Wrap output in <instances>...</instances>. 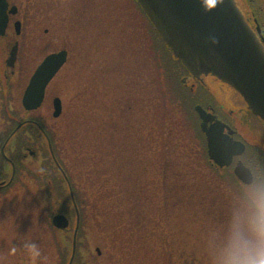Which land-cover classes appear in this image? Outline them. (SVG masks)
I'll return each mask as SVG.
<instances>
[{"label":"rangeland","instance_id":"obj_1","mask_svg":"<svg viewBox=\"0 0 264 264\" xmlns=\"http://www.w3.org/2000/svg\"><path fill=\"white\" fill-rule=\"evenodd\" d=\"M11 2L20 10L28 62L23 88L46 55L68 52L42 106L23 119L39 120L55 138L66 181L53 172V183L63 179L54 185V212L55 202L68 197L72 229L46 228L38 209L45 199L23 189L18 209L0 217V264L33 256L21 247L22 235L53 264L70 256L76 216L68 185L79 211L76 251L83 264H203L200 228L219 210L221 189L233 179L210 165L195 124L189 125L194 115L161 98L143 16L131 0ZM53 97L62 104L57 119ZM41 159L32 160L36 172H43Z\"/></svg>","mask_w":264,"mask_h":264},{"label":"flooded vegetation","instance_id":"obj_2","mask_svg":"<svg viewBox=\"0 0 264 264\" xmlns=\"http://www.w3.org/2000/svg\"><path fill=\"white\" fill-rule=\"evenodd\" d=\"M11 1L7 0L8 11L16 7V13L9 15L7 28L4 34L0 35V217L8 210L16 211L19 206L17 197L22 194L23 189L32 188L37 195L45 199L46 206L41 205L38 209L40 208L44 216V226L50 230L55 197L53 169L50 164L48 165L43 154H40L42 155L40 166L43 172L41 170L36 172L32 168L36 166L32 160L37 156L38 147L44 146L39 143L36 132L26 133L24 141L23 127L30 122L28 120L24 122L23 113L28 115L32 112L24 111L22 98L31 76L23 88L22 71L28 62L24 61L22 53V31L17 33L14 29L16 21H19L16 17L20 10ZM233 1L264 50V0ZM143 21L145 30H149L148 19L146 21L144 18ZM15 45L17 46L16 52L14 56H11ZM181 84L191 93V99L195 102L193 123L198 136L197 140L199 138L201 143L199 146L205 147L207 151L206 135L200 129L201 120L195 111L196 106L201 107L209 115L210 120L206 123V130L213 132L219 139V144L226 146L224 151L231 154L232 163L228 161L229 165L222 168L209 161L214 170L227 173L233 180L237 179L234 166L237 159L235 153L241 155L255 153L264 162V121L248 109L243 98L232 87L210 75L194 78L187 74L181 79ZM54 98H52V109ZM225 154L223 156H226ZM2 219L0 218V222ZM96 252L100 256L101 252L98 248ZM70 257L60 255L59 263L68 264ZM77 260L76 264H83L79 255ZM15 263L53 264V261L51 257H45L41 252L39 257H22L21 255Z\"/></svg>","mask_w":264,"mask_h":264},{"label":"water","instance_id":"obj_3","mask_svg":"<svg viewBox=\"0 0 264 264\" xmlns=\"http://www.w3.org/2000/svg\"><path fill=\"white\" fill-rule=\"evenodd\" d=\"M136 2L173 57L180 61L192 77L210 75L226 83L243 98L248 109L264 121V50L233 0ZM7 8L6 0H0V35L4 34L8 23ZM15 13L16 8L12 7L9 14ZM15 31L20 32L19 22L15 23ZM16 49L15 45L11 56H14ZM66 59L67 52L60 51L48 55L36 68L22 98L26 111L40 107L48 83L65 64ZM53 109V118L59 117L60 99L53 100ZM195 110L202 120L201 129L207 138L209 158L220 167L228 166V156L231 154L224 151L226 146L219 144V139L213 132L206 130L209 115L200 107ZM49 149L52 154L50 144ZM52 224L55 228L64 230L69 222L64 215L57 214L53 216ZM77 229L78 219L69 264L75 254Z\"/></svg>","mask_w":264,"mask_h":264},{"label":"clouds","instance_id":"obj_4","mask_svg":"<svg viewBox=\"0 0 264 264\" xmlns=\"http://www.w3.org/2000/svg\"><path fill=\"white\" fill-rule=\"evenodd\" d=\"M235 155L237 179L222 187L219 210L200 228L203 264H264V162L251 152ZM228 161L232 163L231 155ZM19 240L24 250L41 255L35 240L26 235Z\"/></svg>","mask_w":264,"mask_h":264},{"label":"trees","instance_id":"obj_5","mask_svg":"<svg viewBox=\"0 0 264 264\" xmlns=\"http://www.w3.org/2000/svg\"><path fill=\"white\" fill-rule=\"evenodd\" d=\"M131 2L135 6V8L138 10L139 14L143 16L147 21V18L145 17L143 12L140 10L139 6L136 4V1L131 0ZM146 32H149V33L151 32L152 34V35L149 34L151 37L148 38V45H149V42H150L149 39H150L151 40V53L150 54L154 60L155 67L157 69L158 83L161 85L160 86L161 98L164 101H169L172 104L171 106H173V108L175 107V110L177 112H180L182 114L191 112L192 114H194L193 106L195 102L191 99L192 95L181 84V79L188 74L187 71L182 67L180 62L172 56V53L170 52L169 49L166 48L165 44L163 43L161 38L158 36V34L155 32V30L153 29L150 23H149V30H146ZM25 120H32L40 124V126L43 128V130L49 137L54 153L56 155L57 154L56 141H55V138L52 132L46 129L43 126V124L35 118L26 117L24 121ZM188 120H189L190 126L194 125L192 120H190L189 118ZM28 132L29 134H33V132H36L38 135L39 142L42 144H45V140L43 136L40 134V131L32 124H26L23 127L24 141L26 138V133ZM45 148L46 146H39L38 147L39 152H41ZM44 158L48 161V165L50 164V167L53 169L54 174L55 172L58 173L57 169L51 163L47 148H46ZM55 180L56 181L54 185L56 186V188L61 183H63L62 178L61 179L56 178ZM66 199H68V197L63 198L62 202H59V203L55 202L56 211L54 212V214L56 213L66 214V210H65ZM67 203L69 206L68 200H67ZM77 259H78V253H76L74 264H76V262L78 261Z\"/></svg>","mask_w":264,"mask_h":264}]
</instances>
